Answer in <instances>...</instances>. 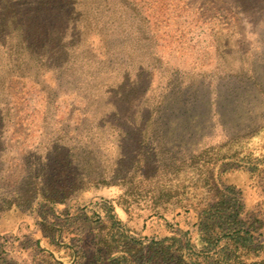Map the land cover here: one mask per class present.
<instances>
[{
	"label": "rangeland",
	"instance_id": "rangeland-1",
	"mask_svg": "<svg viewBox=\"0 0 264 264\" xmlns=\"http://www.w3.org/2000/svg\"><path fill=\"white\" fill-rule=\"evenodd\" d=\"M240 135L258 167L223 177L264 251V0H0V264H87L112 224L194 239L157 170Z\"/></svg>",
	"mask_w": 264,
	"mask_h": 264
},
{
	"label": "trees",
	"instance_id": "trees-1",
	"mask_svg": "<svg viewBox=\"0 0 264 264\" xmlns=\"http://www.w3.org/2000/svg\"><path fill=\"white\" fill-rule=\"evenodd\" d=\"M165 99H160L159 115L155 118L156 123L161 125L166 124L163 121L164 111L167 110ZM185 114L181 113L183 119ZM242 136L196 150L186 158H181L178 168L174 169L173 164H165L157 170L160 172V183L157 184L152 202L157 204L161 200L167 202L175 198L176 206L194 212L197 219L194 239L187 232L178 231L161 238L136 236L129 234L122 224H112L105 235L93 234L94 250L87 264H264L263 242L259 243L255 237L258 227L240 217L241 204L232 192L234 186L227 184L223 177L233 165L243 164L250 172L258 167L255 163L249 164V154H243V149L238 152L230 150L233 140ZM235 154L236 158H233ZM205 156L206 163L210 165L208 171L204 174L198 172L195 176L189 173L193 159ZM118 173L114 171L110 178L96 173L87 180L91 178L89 183L117 184L128 179ZM171 174L175 176H168ZM191 188L201 196L192 194L188 197ZM184 199H190L189 204L182 202ZM163 215L159 208L151 207L147 217ZM78 252L79 249L71 251V256L76 257Z\"/></svg>",
	"mask_w": 264,
	"mask_h": 264
}]
</instances>
